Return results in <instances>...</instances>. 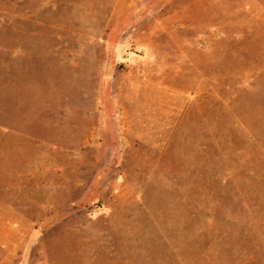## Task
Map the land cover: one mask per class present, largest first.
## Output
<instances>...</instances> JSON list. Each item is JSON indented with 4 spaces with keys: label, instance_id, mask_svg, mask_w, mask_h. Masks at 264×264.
Wrapping results in <instances>:
<instances>
[{
    "label": "rangeland",
    "instance_id": "374dc122",
    "mask_svg": "<svg viewBox=\"0 0 264 264\" xmlns=\"http://www.w3.org/2000/svg\"><path fill=\"white\" fill-rule=\"evenodd\" d=\"M0 264H264V0H0Z\"/></svg>",
    "mask_w": 264,
    "mask_h": 264
}]
</instances>
